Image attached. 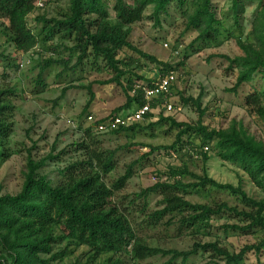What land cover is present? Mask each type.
<instances>
[{
    "label": "trees",
    "instance_id": "1",
    "mask_svg": "<svg viewBox=\"0 0 264 264\" xmlns=\"http://www.w3.org/2000/svg\"><path fill=\"white\" fill-rule=\"evenodd\" d=\"M37 1L0 0V20L6 23L2 30L6 41L20 52H29L39 43L53 42L58 36L60 41L72 42L73 46L69 51L71 55H77V61L71 68H68L69 58L63 60L52 57L55 50L47 59L39 53L41 56L37 78L39 82L42 74L54 65H62L65 67L64 71H68L83 66L90 58H93L94 64L99 60L105 63L113 76L104 84H116L121 87L126 102L122 108L99 121L144 106L142 91H137L136 95H132L131 91L135 84L147 86L153 82L137 73L147 66L139 61L135 63L131 59L119 60L121 51L125 49L132 51L139 59L155 65L157 75L163 76L174 71L172 66L139 50L129 41L132 27L143 21L149 7L153 10L152 16L157 25L161 15L167 14L172 6L180 9L186 29L197 33L192 47L195 43L218 46L222 43L223 33L227 34V39L234 35L231 30H223V22L217 18L212 0H192L190 2L192 9L188 7L189 0H70L67 12L60 14L59 18L50 20L38 18L43 27L36 35L28 27L27 18L38 9ZM231 8L234 20L231 29L241 30L242 0H232ZM251 37L252 42L236 38V44L242 51L240 56L234 58L220 56L229 64L227 71L237 73L235 86L230 90L232 93H236L244 84L251 83L255 76H260L264 81V2H260L256 10L251 26ZM8 57L0 54V58L8 60ZM65 92L66 90H63L62 95ZM89 93L91 101L94 95L90 89ZM10 94H13L10 90H0L2 148L12 131L9 119L13 106L7 100ZM201 101L202 94L196 99L180 97L181 105L185 107L192 105L196 109L199 119L195 124L177 122L174 118H163L160 111V119L149 127L170 122L172 128L177 130L176 138L170 146L151 148V153L163 151L184 156L188 151L201 150L212 145L211 149L218 159L241 169L254 187L264 194V143L251 135L241 122L235 120L228 128L210 129L203 124L206 110L202 108ZM161 103L157 100L152 104V110H160ZM244 105L251 113L264 119L261 92L255 90L248 95ZM153 115V112L147 113L145 119L149 120ZM141 123L106 134L134 132L141 128ZM98 143L93 137L92 128L85 129L84 141L78 145V149L83 152L84 160L70 163L59 170L60 180L56 185L41 171L47 160L59 162V156L53 157L50 154L36 161L31 152H28L20 192L16 195L0 194V264H60L70 253L71 246L85 247L87 252L70 264H121L120 257L124 254H129L135 262L161 256L170 258L166 264H173L177 259L185 263L192 256L206 254L215 264H243L248 254H260L264 249V237L258 244L244 246L239 253L224 248L218 239L214 242L195 243L192 250L187 252L147 246L135 233L129 208L122 206L124 204L122 202V204L112 202L115 193H120L132 177V168L108 188L104 177L116 169L115 152L102 150ZM200 154L206 163L209 158L206 154ZM157 175L160 181L142 190L129 201L130 206L135 205L137 201H144L145 205L139 211L144 213L150 195L161 197L159 202L161 209L148 216L150 226H155L165 216L187 212L189 216L184 217L181 224L188 223L195 229L209 228L212 219L227 215L237 218L241 225L222 226L221 231L225 235L259 232L264 234V199L255 200L249 197L241 184L237 187L219 184L207 175L198 177L191 174L185 166L170 168L167 172ZM187 176L198 182L184 184L183 179ZM163 177L165 180H161ZM207 186L229 192L244 205L245 210L239 211L223 203L209 206L192 204L185 200L184 195L193 192L199 194ZM58 229L62 230V235L56 234ZM64 240L67 241L65 249L56 252L57 244Z\"/></svg>",
    "mask_w": 264,
    "mask_h": 264
},
{
    "label": "rangeland",
    "instance_id": "2",
    "mask_svg": "<svg viewBox=\"0 0 264 264\" xmlns=\"http://www.w3.org/2000/svg\"><path fill=\"white\" fill-rule=\"evenodd\" d=\"M191 1L188 2L190 9L193 7ZM42 2L44 7L36 9L27 18L28 27L36 35L43 27L38 18L44 17L46 20L59 18L60 14L67 12L70 0H42ZM260 2L264 0H242L241 30H232L234 24L232 0H212L217 18L223 22V30H231L234 33L228 39L227 34L223 33L222 43L218 46L195 43L192 47L191 44L197 33L186 29L181 11L175 6H172L167 14L161 15L159 25L155 24L152 8L146 9L143 21L132 27L129 41L139 50L174 68L177 80L167 102L173 109L169 111L163 107L154 110L153 117L141 123L140 129L115 135L97 133L87 121L89 115L96 120L104 119L122 108L126 102L121 87L116 84H104L113 76L105 63L99 60L94 64L93 58H90L83 66L68 71H64L65 67L62 65H54L42 74L39 82L37 78L40 72V54L47 59L55 50L52 57L63 60L69 58L68 68H71L77 61V55H71L69 51L73 46L72 42L60 41L58 36L53 42L39 43L29 52H20L6 41L7 38L2 33L6 23L0 20V54L9 56L8 60L0 58V90L13 92L7 97L13 106L12 116L9 119L12 131L4 147H0V194L16 195L20 192L29 151L36 161L50 154L53 157L59 156V162L47 160L41 171L56 185L60 180L59 170L70 163L84 160L85 157L78 149V145L84 141V130L91 127L93 137L99 142L97 145L102 150L115 152L116 169L104 177L107 187L111 188L129 168H132V177L120 193H115L112 202L115 204L122 202L124 203L122 206L129 208L135 233L147 246L187 252L192 250L195 243L214 242L218 239L224 248L239 253L246 245L260 243L264 237L262 232L225 235L221 231L222 226L241 225L233 216L224 215L214 218L210 221L209 228L195 229L188 223L181 224L182 219L189 216L185 212L165 216L155 226H150L148 216L161 209L159 204L161 197L150 195L144 213L139 212L145 205L144 201L140 200L133 206L129 205V201L136 194L160 181L157 173L184 166L191 174L198 177L207 175L219 184H230L235 187L241 184L249 197L255 200L264 199V194L254 187L241 169L215 156L211 149L212 145L209 146V151L203 153L209 158L206 163L199 154L200 149H197V153L188 151L184 156L163 151L151 153V148L172 145L177 130L172 128L170 122L149 127L160 119V111L163 118H174L177 122L195 124L199 119L196 109L192 105L187 107L181 105L180 97L196 99L202 94V108L206 110L204 125L210 129L220 130L228 128L235 120L241 122L251 135L264 143V119L251 113L244 105L246 97L255 90L263 94L264 105V81L260 76H255L251 83L244 84L236 93L230 92L235 86L237 73L227 71L228 62L220 58V56L234 58L242 54L236 44L237 37L244 42H252L251 26ZM118 59L122 61L131 59L135 63L139 61L147 66L139 71L134 70L147 79L157 75L158 70L154 68L155 65L139 59V56L132 51L127 49L121 51ZM89 89L94 95L91 101ZM63 90H66L64 95H62ZM196 182L198 181L190 176L183 179L184 184ZM184 198L192 204L216 206L223 203L239 211L245 210L244 205L229 192L210 186L199 194L193 192L184 195ZM61 233V229L56 231L57 235H62ZM66 243L65 240L60 241L55 251L65 249ZM69 250L70 253L61 260L60 264L73 263L87 252L85 247L71 246ZM120 258L121 264H166L170 259L159 256L135 262L129 254H124ZM173 264L215 263L209 255L197 254L185 263L177 259ZM243 264H264V249L260 254H248Z\"/></svg>",
    "mask_w": 264,
    "mask_h": 264
},
{
    "label": "built area",
    "instance_id": "3",
    "mask_svg": "<svg viewBox=\"0 0 264 264\" xmlns=\"http://www.w3.org/2000/svg\"><path fill=\"white\" fill-rule=\"evenodd\" d=\"M44 3L42 0H38L36 3V8H43ZM153 82L150 85H142L135 84L131 91L132 95H136L137 91H142L143 100L145 102L144 106L139 109H134L132 111H128L126 113H120L118 115H114L111 118L105 121H99L93 118L92 115L87 116V121L91 123L94 131L100 134L111 133L119 128H128L136 123H141L146 121L145 116L147 113H151L152 104L158 100L161 103L160 108H167V110H172V105L168 104V99L171 96L172 90L174 88V84L176 83L177 77L174 71L166 73L165 75H156V77L149 78ZM99 121V122H98ZM209 151V146H205L200 150V153H205ZM190 152L197 153L198 150L194 149ZM199 153V154H200Z\"/></svg>",
    "mask_w": 264,
    "mask_h": 264
}]
</instances>
